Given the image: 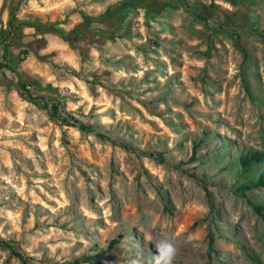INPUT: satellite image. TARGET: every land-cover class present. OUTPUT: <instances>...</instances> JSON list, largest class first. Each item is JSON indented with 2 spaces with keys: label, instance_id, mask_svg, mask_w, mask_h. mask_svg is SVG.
Returning <instances> with one entry per match:
<instances>
[{
  "label": "rangeland",
  "instance_id": "1",
  "mask_svg": "<svg viewBox=\"0 0 264 264\" xmlns=\"http://www.w3.org/2000/svg\"><path fill=\"white\" fill-rule=\"evenodd\" d=\"M137 1L0 0V32L19 2L6 62L0 46V239L28 264H155L163 239L174 264H264V223L234 192L239 150L264 151V0Z\"/></svg>",
  "mask_w": 264,
  "mask_h": 264
},
{
  "label": "trees",
  "instance_id": "2",
  "mask_svg": "<svg viewBox=\"0 0 264 264\" xmlns=\"http://www.w3.org/2000/svg\"><path fill=\"white\" fill-rule=\"evenodd\" d=\"M183 2V1H182ZM138 4L141 8H143L146 12L147 16H152L154 13L155 7L158 6L154 0H138L135 2ZM184 3V2H183ZM11 4V7H13V10L9 14V18L7 21V30L1 31L0 32V46L3 47V55H4V60L6 62L7 56H8V47L12 43V39L16 37L17 31L19 28L15 27L13 24V21L15 19L14 17V11L18 8L19 2L15 4ZM105 17V14L102 15L101 18ZM28 27H31L35 29L36 31L39 32H45L51 28V26L48 25H43V24H26ZM61 35L63 34L62 31L57 30ZM256 32L257 30H253ZM242 33V32H241ZM240 33V34H241ZM260 35L263 36L264 39V32H258ZM240 34L236 36L237 39L240 38ZM264 41V40H263ZM2 64L0 63V66ZM6 68L15 74L19 80L17 83L18 89L20 90H25L26 87V82L20 78L19 74L8 64H5ZM29 102L34 104L37 107H40L44 110H48L49 106L46 102H43L42 104L38 102L36 98H28ZM43 100V99H41ZM48 115L51 119H55L56 115V108L52 107L49 109ZM78 128L80 131L83 132H89L93 133L94 130L86 126L84 124H78ZM97 136L101 139H109L103 134H97ZM109 141H111L109 139ZM113 143V142H112ZM202 142H193L192 143V150H191V155L188 160V163H194L197 161V150L201 146ZM123 149L127 150L128 146L126 145H121ZM235 163L237 164L238 167V174L241 177L242 181L241 183L235 188L234 192L238 194L240 197H243L247 199L249 206L253 209V211L262 219L264 223V204H255L252 202L249 197L247 196L248 192H253V191H258V190H263L264 191V151H259V150H254V149H240L236 158H235ZM202 183L205 184V180H201ZM121 239V236H118L116 239H113L109 242L107 251L108 255L106 256V261L112 260V252L114 251L115 247L119 244V241ZM213 241L210 240L209 246H212ZM0 249L7 252L9 256L17 259L21 264H28L26 260V256L22 253V251L18 247H14L11 243L3 241L0 239ZM95 259L94 256H83L77 260H75L72 264H87V263H92L93 260Z\"/></svg>",
  "mask_w": 264,
  "mask_h": 264
},
{
  "label": "clouds",
  "instance_id": "3",
  "mask_svg": "<svg viewBox=\"0 0 264 264\" xmlns=\"http://www.w3.org/2000/svg\"><path fill=\"white\" fill-rule=\"evenodd\" d=\"M155 264H174L178 249L171 239L160 240L156 245Z\"/></svg>",
  "mask_w": 264,
  "mask_h": 264
}]
</instances>
